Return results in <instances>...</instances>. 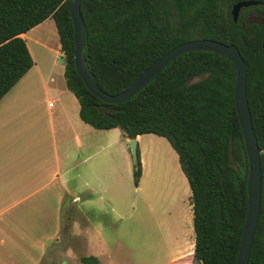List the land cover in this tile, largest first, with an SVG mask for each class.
Masks as SVG:
<instances>
[{"label":"trees","instance_id":"obj_1","mask_svg":"<svg viewBox=\"0 0 264 264\" xmlns=\"http://www.w3.org/2000/svg\"><path fill=\"white\" fill-rule=\"evenodd\" d=\"M243 1L238 22L233 7ZM72 0H0V101L33 68L23 34L52 18L65 54L68 89L81 119L98 130L119 128L128 138L154 134L177 153L190 190L200 264H236L248 213L249 163L235 106L237 71L210 52L173 61L131 101L108 104L89 93L74 62ZM256 12L262 20L245 22ZM85 54L97 85L122 94L155 61L185 42L211 39L236 45L247 65L253 127L264 149V0H86ZM194 79H198L192 82ZM134 186L143 175L141 153ZM262 206L249 264H264V155ZM82 264H101L83 257Z\"/></svg>","mask_w":264,"mask_h":264},{"label":"crops","instance_id":"obj_2","mask_svg":"<svg viewBox=\"0 0 264 264\" xmlns=\"http://www.w3.org/2000/svg\"><path fill=\"white\" fill-rule=\"evenodd\" d=\"M51 20L22 35L34 66L0 101V264H29L32 259L37 264L40 261H35V251L32 255L27 245L35 248L38 243L42 248V238H31L30 243L15 229L46 226L40 221L41 213L50 212L52 197L66 190L75 159H82L81 163L99 159L98 165H104L107 179H112L116 173L115 158L109 149L117 145L123 159L120 166L123 171L131 170L128 161L130 138L119 128L98 130L91 126V129L81 119L79 101L66 84L65 64L60 67L58 63V59L64 57L57 27L50 26ZM49 35L58 41L56 46L46 42ZM48 55L56 59L50 63L46 60ZM136 140L143 165L138 190L147 172L146 151L160 139L146 134ZM170 149L173 148L170 146ZM92 172L96 174V165ZM81 176L83 172L79 169L76 177L82 179ZM182 211L184 222L180 225L179 236L167 239L170 245L162 238L151 242L140 239L141 259L145 264H195L193 206L191 209L186 206ZM13 212L16 215L8 217ZM35 213H40L39 220L35 221ZM125 218L121 214L120 219ZM69 227L66 221L65 228ZM94 247L92 256L101 264H106L105 261L114 264L115 252L100 242ZM42 251L44 248L41 250L43 256Z\"/></svg>","mask_w":264,"mask_h":264},{"label":"rangeland","instance_id":"obj_3","mask_svg":"<svg viewBox=\"0 0 264 264\" xmlns=\"http://www.w3.org/2000/svg\"><path fill=\"white\" fill-rule=\"evenodd\" d=\"M261 20L256 12L245 14V22ZM49 24L53 29L56 27L54 20ZM46 42L56 46L58 41L49 35ZM54 57L48 55L46 60L51 63V60L56 59ZM58 63L62 67L64 58H59ZM154 136L160 140L146 151L147 172L138 190L134 186L136 164L130 142V171H123L120 166L123 159L118 153V146L109 149L115 158L116 173L112 179H107L104 165H98L99 159H90L87 163H81L82 159L74 160L66 190L62 189L61 195L52 197L51 211L41 213V218L40 213H35V221L40 218L46 226L15 229L20 236L27 237L30 243L31 238H42V248L38 243H35V248L26 244L32 249V255L35 251V261L40 260L37 264H82L81 259L92 256L93 248L99 242L115 252L112 260L114 264H145L141 259L140 239L151 242L162 238L170 245V236L172 239L179 236L180 225L185 219L182 209L186 206L191 209L192 193L177 153L170 149L171 145L165 138ZM95 165L94 175L91 171ZM79 169L83 172L82 179L76 177ZM12 214L16 215L13 212L8 217ZM121 214L126 216L124 220L120 219ZM46 220L49 221L48 225ZM66 221H69V228H65ZM194 263L200 264L196 259ZM29 264H34V259Z\"/></svg>","mask_w":264,"mask_h":264},{"label":"water","instance_id":"obj_4","mask_svg":"<svg viewBox=\"0 0 264 264\" xmlns=\"http://www.w3.org/2000/svg\"><path fill=\"white\" fill-rule=\"evenodd\" d=\"M86 0H72L70 3V15L74 25V62L78 75L83 80L90 94L108 104H123L131 101L156 77H158L177 58L193 52L216 53L230 60L237 71V82L235 90V106L243 132L244 144L249 163L248 174V213L243 230L242 240L238 252L236 264H249L251 252L259 224L262 206V156L264 149H261L254 131L253 121L247 93V65L236 45H227L211 39H200L185 42L173 48L162 58L155 61L146 69L129 89L119 95L105 93L95 82L86 59V32L85 22L81 13L82 3ZM261 5L255 1H243L237 3L232 10L234 22L237 23L240 12L243 8ZM264 48V43H263ZM131 153L135 164L139 162V145L136 138L129 139Z\"/></svg>","mask_w":264,"mask_h":264},{"label":"built area","instance_id":"obj_5","mask_svg":"<svg viewBox=\"0 0 264 264\" xmlns=\"http://www.w3.org/2000/svg\"><path fill=\"white\" fill-rule=\"evenodd\" d=\"M63 57L65 58V54L63 53Z\"/></svg>","mask_w":264,"mask_h":264}]
</instances>
